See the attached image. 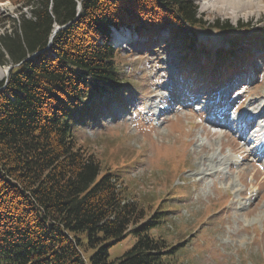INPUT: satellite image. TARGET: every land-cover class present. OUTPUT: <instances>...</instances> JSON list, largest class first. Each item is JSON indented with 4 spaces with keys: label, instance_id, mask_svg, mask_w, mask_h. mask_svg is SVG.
Listing matches in <instances>:
<instances>
[{
    "label": "rangeland",
    "instance_id": "1",
    "mask_svg": "<svg viewBox=\"0 0 264 264\" xmlns=\"http://www.w3.org/2000/svg\"><path fill=\"white\" fill-rule=\"evenodd\" d=\"M25 1L0 0V33L22 12L31 15ZM193 1L211 24L220 22L198 30L190 51L199 56L161 27L154 38L121 44L120 91L97 97L100 107L76 128L78 144L120 173L147 217L168 210L153 229L178 247L165 264H264V146L255 145L264 135V0L215 9L203 7L212 0ZM227 23L237 29L221 28ZM226 50L239 60L232 53L209 64ZM135 241L129 233L115 242L109 259Z\"/></svg>",
    "mask_w": 264,
    "mask_h": 264
},
{
    "label": "trees",
    "instance_id": "2",
    "mask_svg": "<svg viewBox=\"0 0 264 264\" xmlns=\"http://www.w3.org/2000/svg\"><path fill=\"white\" fill-rule=\"evenodd\" d=\"M25 6L31 15L22 12L12 30L0 33V63L14 64L0 79V264H165L178 247L153 229L168 210L147 217L120 173L78 144L76 128L100 107L97 97L123 84L112 26L152 35L169 27L199 56L190 51L199 45L198 30L219 27V20L211 24L192 0H26ZM56 24L61 28L51 40ZM129 233L133 246L110 260V247Z\"/></svg>",
    "mask_w": 264,
    "mask_h": 264
},
{
    "label": "bare ground",
    "instance_id": "3",
    "mask_svg": "<svg viewBox=\"0 0 264 264\" xmlns=\"http://www.w3.org/2000/svg\"><path fill=\"white\" fill-rule=\"evenodd\" d=\"M261 1L262 0H212V1H204L203 7L205 9H215V8L219 7L218 2H224V5L227 8L248 7V6H251L252 4H254L255 2H256V4L259 5V3ZM236 15L238 16V14H236ZM126 38H127V36H125V32H122L121 30H117L115 32V41L117 43H120L121 41L125 40ZM7 69H8V65H2L0 63V77H2V78L6 77ZM255 145L264 146V135L263 136L261 135V138L257 142H255Z\"/></svg>",
    "mask_w": 264,
    "mask_h": 264
},
{
    "label": "water",
    "instance_id": "4",
    "mask_svg": "<svg viewBox=\"0 0 264 264\" xmlns=\"http://www.w3.org/2000/svg\"><path fill=\"white\" fill-rule=\"evenodd\" d=\"M81 9H82V3L79 1V5H78V10H79V12H80ZM60 28H61L60 25H58V24L55 25V29H54V31H53V33H52V35H51V40L53 39V37L56 35L57 31H58ZM38 52H40V51L35 52L32 56L36 55ZM13 66H14V64H9V65H8L7 76L9 75L10 70L13 68Z\"/></svg>",
    "mask_w": 264,
    "mask_h": 264
}]
</instances>
